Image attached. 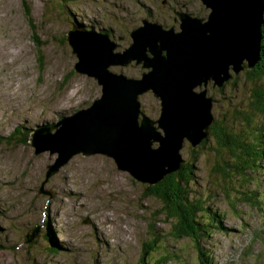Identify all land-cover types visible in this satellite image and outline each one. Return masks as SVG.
<instances>
[{"label": "rangeland", "instance_id": "374dc122", "mask_svg": "<svg viewBox=\"0 0 264 264\" xmlns=\"http://www.w3.org/2000/svg\"><path fill=\"white\" fill-rule=\"evenodd\" d=\"M209 12L201 0H0V264H144L152 230L162 242L145 255L146 264H264V163L245 184L234 174L228 178L214 165L220 158L228 162L229 152L218 153L211 135L197 148L186 140L179 150L192 170L189 196L204 200L208 213L222 215L208 222L201 259L192 241L169 237L173 222L161 203L113 157L74 155L41 188L57 153L36 154L28 141L37 126L53 125L101 95L93 77L74 71L78 58L66 39L74 26L108 32L115 50L123 51L144 19L179 31L180 14L206 20ZM246 64L239 74L230 71L223 87L209 80L206 89L214 121H227L249 148L255 141L259 153L264 113L250 94L264 81L252 85ZM110 70L138 78L145 69L132 61ZM201 90L203 82L195 87ZM138 99L140 112L156 120L160 100L151 90ZM19 126L28 129L26 141L14 137ZM244 189L249 195L237 198Z\"/></svg>", "mask_w": 264, "mask_h": 264}, {"label": "water", "instance_id": "95a60500", "mask_svg": "<svg viewBox=\"0 0 264 264\" xmlns=\"http://www.w3.org/2000/svg\"><path fill=\"white\" fill-rule=\"evenodd\" d=\"M201 1L210 8L206 20L180 14L176 31L144 19L130 32L132 42L123 51L115 50L118 45L104 31L78 24L66 33L78 58L74 71L93 77L101 95L88 107L61 115L57 123L31 130L28 141L36 154L57 153L41 188L79 153L113 157L119 169L127 170L145 188L181 168L183 143L199 146L214 122L208 81L221 88L230 71L238 74L244 68V60L252 69L260 58L264 0ZM132 61L145 69L141 77L110 70ZM202 82L205 90L195 91ZM149 90L160 100L156 120L140 112L138 96Z\"/></svg>", "mask_w": 264, "mask_h": 264}, {"label": "trees", "instance_id": "16d2710c", "mask_svg": "<svg viewBox=\"0 0 264 264\" xmlns=\"http://www.w3.org/2000/svg\"><path fill=\"white\" fill-rule=\"evenodd\" d=\"M261 32L260 58L252 69H247L246 71L247 79L252 82V85L257 84L256 82L264 81V15ZM35 39L38 41L36 36ZM67 80L68 78L64 77L62 83H66ZM250 95L256 97L254 104L261 113H264V85L260 89L258 87L252 88ZM246 118L247 120L252 119L248 116ZM216 120L210 125V130L200 145H203L211 135L218 145L217 152L221 149H227L230 155L228 162L221 158L217 159L214 170L220 171L228 178L234 174L237 180L243 181L242 183L245 184V182H248L247 176L251 175L253 171L255 172L261 166L260 164L264 163V152L258 153V146H256L255 141L252 142L249 148L248 142L242 138L241 133L235 132V128L228 125L227 121L219 122V119ZM260 125H256L257 130ZM27 130H22V126L15 128L14 132L17 136L14 137H19L21 140L26 141L29 134ZM12 134L13 132L8 135V138H13ZM252 135H257V133ZM188 168L192 171L189 163L184 159L178 171L166 174L161 180L149 185L147 188L143 187L146 195L154 197L161 203L166 219L170 218L172 220L169 237L175 240L186 237L192 241L194 247L196 246L198 258L201 259L202 253L200 251H202V246L199 243L202 237L208 238L207 227L210 226L208 222H210V218L214 219L216 216L221 218L222 215L216 212L208 213L210 209H208V206L205 207L203 205L205 203L204 200L199 197L191 198L189 196V179L192 175H188ZM244 191H238L239 195L237 198L244 200L245 194L249 195L246 193L247 189H244ZM204 218L207 221H204ZM151 236L152 238L145 243L146 248L143 249L142 262L144 264H146L143 260L145 255L151 254L149 250L156 252L157 250L155 249L162 242V238H159V235L153 230ZM162 258H164V255H162Z\"/></svg>", "mask_w": 264, "mask_h": 264}, {"label": "flooded vegetation", "instance_id": "af4514ba", "mask_svg": "<svg viewBox=\"0 0 264 264\" xmlns=\"http://www.w3.org/2000/svg\"><path fill=\"white\" fill-rule=\"evenodd\" d=\"M168 7H169V9H170V8L173 7V5L169 3V4H168ZM169 9H168V10H169ZM107 33H108V32H107ZM243 70H244V69H243Z\"/></svg>", "mask_w": 264, "mask_h": 264}, {"label": "bare ground", "instance_id": "6f19581e", "mask_svg": "<svg viewBox=\"0 0 264 264\" xmlns=\"http://www.w3.org/2000/svg\"><path fill=\"white\" fill-rule=\"evenodd\" d=\"M261 19L263 20V16L261 17ZM261 35H262V32H261ZM239 74V73H238ZM231 76H232V74H231Z\"/></svg>", "mask_w": 264, "mask_h": 264}]
</instances>
